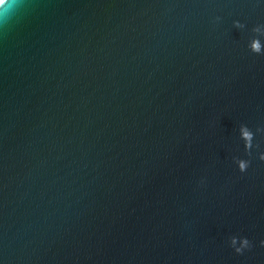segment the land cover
Returning a JSON list of instances; mask_svg holds the SVG:
<instances>
[{"label": "water", "instance_id": "obj_1", "mask_svg": "<svg viewBox=\"0 0 264 264\" xmlns=\"http://www.w3.org/2000/svg\"><path fill=\"white\" fill-rule=\"evenodd\" d=\"M256 36L264 0H0V264H264Z\"/></svg>", "mask_w": 264, "mask_h": 264}, {"label": "clouds", "instance_id": "obj_2", "mask_svg": "<svg viewBox=\"0 0 264 264\" xmlns=\"http://www.w3.org/2000/svg\"><path fill=\"white\" fill-rule=\"evenodd\" d=\"M218 19V18H217ZM235 24H237V26H239V22L234 21ZM257 29H254V31H256ZM250 49L253 53L256 54H260L262 51H264V46H262L261 42H260V37L256 36L253 38L252 43L250 45ZM241 132L243 135V138L245 140V149L248 150L249 154L250 153V149H251V133L244 127H241ZM259 159L264 160V153H261L258 155ZM237 165H238V169L240 172H244L248 165H249V161L245 160V159H238L237 160ZM232 243L235 244V238H233ZM262 245H264V240H262L260 242ZM243 248H236L235 251L237 253H241L243 249L250 247L249 241L247 240V238H245L243 240Z\"/></svg>", "mask_w": 264, "mask_h": 264}]
</instances>
